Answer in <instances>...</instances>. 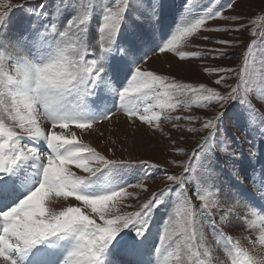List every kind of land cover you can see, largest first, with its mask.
<instances>
[{"label": "rangeland", "instance_id": "1", "mask_svg": "<svg viewBox=\"0 0 264 264\" xmlns=\"http://www.w3.org/2000/svg\"><path fill=\"white\" fill-rule=\"evenodd\" d=\"M121 9H125L123 23L111 45L112 53L103 64L102 81L81 105L85 119L114 114L110 119L94 123L91 130H84V136L92 139L93 147L83 142V148L79 149L87 155L86 149L90 148L115 167L88 181L83 191L95 195L105 186L127 187L116 210L105 214L106 219L113 220L129 218L140 211L155 193L165 189L173 191L162 197L160 207L149 210L142 237L135 235L138 226L117 235L105 253L104 264H264V103L261 102L264 98V0H0V15L6 16L0 28V43L27 40L34 34L37 44L50 45L53 49L56 45L69 49L83 47L74 31L52 39V25L56 32H63L69 20L78 22L81 15L87 14V44L99 59L97 29L102 26L104 12ZM210 11L224 19H208L192 35L180 40L178 46L170 45V51L161 52L162 46L180 28L197 23ZM45 31L46 37L41 38L39 33ZM84 39L82 36L81 40ZM253 41L254 47L249 50ZM180 55L187 58L181 61ZM14 59L10 58L8 48H0V93L4 101L0 106V122L4 124L0 143H5L7 162L19 152H26L25 145L32 146L30 140L23 139L27 133L5 114L11 108L7 92L16 88L9 85L8 77L18 78L12 67ZM114 66L119 70L114 72ZM137 69L163 78V88L175 84L181 92L179 98H173L170 93L157 98L161 91L157 89L150 94L151 99L134 98L132 103L137 113L133 117L138 114L148 123L126 116L116 95L128 87ZM227 69L231 71H224ZM221 77H224L221 84H215ZM183 78L196 84L184 83ZM233 88L238 89L236 103L227 102L223 107L219 103L196 106L210 91L228 96ZM66 95L65 103L69 107L80 102L76 94ZM176 104L180 107H170ZM157 116L161 117L159 121ZM217 116L219 121L215 119ZM18 119L14 116V120ZM206 123L214 127L205 128ZM9 129L21 138L14 151ZM35 148L46 163V147L37 144ZM145 164L154 167H145ZM87 167L95 170L103 165L92 162ZM68 171L78 178L87 179L90 175L71 166ZM169 176L183 182V195L180 185L170 181ZM9 179L16 181L15 190L9 201L0 202V211L18 203L38 182L30 164L18 169ZM196 193L203 196L206 210H202ZM188 201L196 216L194 242L175 235L180 227L173 231V224L178 216L184 215L182 206ZM69 207L79 208L96 225L106 227L100 216L70 197L53 195L46 204L49 213H59ZM166 230L172 233L178 246L169 249L172 255L165 260L156 253V247ZM69 247V242H65L54 250L53 256L50 250L48 264H60ZM206 252L210 255H205ZM81 255L69 258L67 264H86L87 258L81 259ZM29 258L32 259L29 264H36L40 256Z\"/></svg>", "mask_w": 264, "mask_h": 264}, {"label": "snow or ice", "instance_id": "2", "mask_svg": "<svg viewBox=\"0 0 264 264\" xmlns=\"http://www.w3.org/2000/svg\"><path fill=\"white\" fill-rule=\"evenodd\" d=\"M124 12L125 9H121L119 12L110 10L104 12L102 26L97 29L100 37L99 59L95 57L92 51H89L87 44V26L89 24L87 14L81 15L78 22L76 19L69 20L63 32H56L55 25H52V39L57 36L63 38V36L68 35L69 31H74L76 39L80 41L83 47L74 46L69 49L56 45L53 49L50 45L37 44L34 34L30 35L27 40L18 39L8 44L0 43V48H8L10 58H15L12 67L15 69L16 77H18H8L9 85H15L16 88L7 92L11 100V108L6 110L5 114L9 121H14L19 125L21 131L27 133L23 139L36 141L45 146L48 152L45 163L42 154L35 147L25 145L26 152H19L10 158V162H7L4 159L5 143H0V202L9 199L13 194L16 181L9 178L18 169L30 164L31 169L38 176L36 186L23 199L7 210L0 211V261H4L5 264H24L30 256H40L36 264H48L47 256L50 250L58 248L65 242H69L70 247L60 264H67L69 258H74L80 254H82L81 259L87 258L86 264H104L105 253L117 235L132 226H138L135 235L137 238L142 237L144 235V222L148 217L149 210L160 207L163 203L162 197L173 191L172 189H165L153 194L152 198L142 205L140 211L132 213L129 218L106 219L105 214L116 210V204L119 198L124 197L127 187L105 186L95 195H88L83 189L88 181L97 177L105 169L115 167V164L96 156L90 148L86 149L87 155L84 151L79 150L83 148V145L75 135L68 138L52 131L55 129L67 130L69 127L81 132L91 130L94 123L110 119L114 114L109 113L100 119H85L81 105L83 99L89 97L102 81L103 64L107 56L112 53L111 45L114 43L123 23ZM208 19L219 20L224 19V17L210 11L207 17L201 18L197 23L180 28L178 33L162 46L161 52L170 51V45L178 46L180 40L192 35ZM5 20L6 16L0 15V28L4 25ZM236 30L239 31L240 29ZM210 31H219V29H210ZM46 35L47 31L39 33L41 38L46 37ZM253 35L255 34L253 33ZM82 36L85 38L84 40H81ZM216 43L225 44L226 42L217 41ZM254 44L255 41L249 45V50L254 47ZM33 49L38 50L33 51ZM186 58L184 55L179 56L181 61ZM118 70L117 66L113 67L114 72ZM241 77L243 78V70ZM223 79L224 77H221L214 83L220 85ZM164 84L163 78L137 69L131 80L128 81V87L116 93L124 114L140 120L141 123H148L138 114L133 117V114L137 113V108L132 101L140 96H148L151 99L150 94L157 89L161 90L157 93V98L165 93H170L173 98H179L181 92L177 85L171 84L165 89L163 88ZM193 90L196 91V89ZM66 94H76L81 98L80 102L69 107L65 103L68 99ZM2 95L0 93V106L4 104ZM213 96L216 97L215 100L212 99ZM227 102H238L237 88H233L228 96H221L218 92L210 91V94L205 96L196 106L200 107L206 103H219L223 107L224 103ZM239 102L245 103L244 100H239ZM261 102L264 103V98ZM170 107L176 109L180 105L176 104ZM248 107L250 111H254L250 105ZM14 116L19 119L14 120ZM160 119V116L156 117L157 121ZM215 119L219 121L220 117L217 116ZM176 120L179 121L180 117H177ZM44 122L50 124V130L47 134L42 129ZM213 127L212 123L205 124V128L211 129ZM3 135L4 124L0 122V136ZM8 137L11 139V150L14 151L21 138L10 129L8 130ZM92 162L100 163L103 167L95 170L87 167V164ZM69 166L90 175L87 179L78 178L68 171ZM144 166L154 167L148 164ZM169 180L180 185V193L183 195V182L174 180L172 176H169ZM53 195L57 198L68 199L70 197L72 200L79 201L80 204L90 208L94 214L100 216L106 227L96 225L92 219L83 215L79 208L69 207L59 213H49L46 204ZM196 195L202 204V210H206L203 196L199 193ZM182 207L184 215L177 217V221L173 224V231L176 227H180L181 230L175 231V235L187 237L188 240L194 242L195 210L191 201L186 202ZM181 220H184L185 223L180 224L179 221ZM121 224L123 227H120ZM173 245H177V241L172 238V233L166 230L159 237L156 253L166 260L168 256L172 255L169 249ZM205 255L210 254L206 252Z\"/></svg>", "mask_w": 264, "mask_h": 264}, {"label": "bare ground", "instance_id": "3", "mask_svg": "<svg viewBox=\"0 0 264 264\" xmlns=\"http://www.w3.org/2000/svg\"><path fill=\"white\" fill-rule=\"evenodd\" d=\"M16 74V73H15ZM182 81H184V83H188V84H196L194 82H191V80L187 79V78H183ZM192 81H194V79H192ZM42 129L44 130V132H48V130H50V125H48L46 122H44L42 124ZM56 131H54L56 134H59V135H65L66 137L68 138H71L72 135H75L78 139L79 142L83 143V142H86L87 146L89 147H93V143H92V139H90V137L87 135V136H84L83 132L79 131L78 129H74V128H71L69 127V129L67 130H61V129H55ZM53 131V130H52ZM94 135V134H93ZM95 136V135H94ZM93 138V137H92ZM94 139V138H93ZM86 140V141H85ZM30 144L32 146H36L38 143L36 141H32L30 140ZM38 145H41V144H38ZM42 158H44V156L42 155ZM9 201V199H8ZM3 203V202H2ZM3 207V205H2ZM55 249L51 250V255L53 256V252H54ZM31 257V256H30ZM51 258V256H49ZM48 257V258H49ZM37 258V257H36ZM30 259V258H29ZM72 260V259H71ZM32 261V259H31ZM30 260L27 261V264H29V262H31ZM49 262V260H48ZM33 263V262H32ZM68 263H69V260H68Z\"/></svg>", "mask_w": 264, "mask_h": 264}]
</instances>
